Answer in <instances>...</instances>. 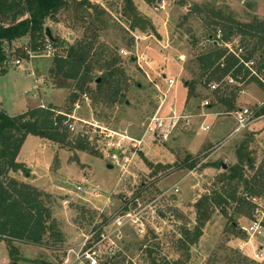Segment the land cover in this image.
I'll list each match as a JSON object with an SVG mask.
<instances>
[{
    "label": "rangeland",
    "instance_id": "obj_1",
    "mask_svg": "<svg viewBox=\"0 0 264 264\" xmlns=\"http://www.w3.org/2000/svg\"><path fill=\"white\" fill-rule=\"evenodd\" d=\"M90 1L106 7L111 21L128 26L121 14L123 0ZM132 1L140 13L150 18L156 33L134 29L130 31L133 44L128 46L115 30L100 32L101 40L119 46L118 54L128 75L126 103L107 107L93 102V94H85L74 105L72 114L141 137L144 123L163 99L162 92L168 91L162 78L165 76L175 83L167 92L164 111L173 106L179 114L188 115V120L181 121L165 140L146 135L126 171L88 142V148L81 150L28 135L17 157L28 171H11L9 175L46 194L51 216L64 240L57 244L50 241V246L18 243L17 261L12 260L5 242L0 240V264H64L65 257L69 258L68 264H81L76 256L85 237L105 219L99 233L105 238L96 244L101 264H149L151 256L171 263L178 261L174 264H233L223 258L216 260L230 251L255 260L254 250L264 247V194L256 196L250 215L237 213L234 203L225 210L210 206L200 238L195 243H185L188 250L178 243L179 228L195 224V202L211 192L225 167L237 162V149L244 140H248L245 151L250 152L255 165L264 164V114L254 116L244 130L227 137L236 124L235 111L248 108L253 114L256 105L264 100V89L255 82L239 83L236 109L225 110L219 105L202 104L205 99L213 101L208 84L195 82L192 87L187 83L192 78L187 67L195 53L210 43L205 26L191 8L194 3L211 1L218 7L227 6L239 20L248 21L253 16L264 18V0H165V7L159 10L154 9L158 0L150 4ZM45 26L53 37L51 54L26 47L27 38L7 48L8 71L0 74V107L10 115L39 104L63 110L66 107L69 88L62 85L60 78L50 75L49 69L53 57L64 55L71 42L82 35L83 26L75 25L72 12L64 10L54 19L47 18ZM192 33L196 34L195 45ZM236 44L237 40L228 46L234 48ZM17 50H25L27 55ZM16 58L21 59L20 65L15 64ZM203 125H209V129L203 130ZM70 137L74 139L75 135ZM191 160L196 162L193 166L189 165ZM246 168V174L253 172ZM85 180V190H77L76 186L85 184ZM93 184H99L97 192L91 189ZM117 210H132L138 221H128L117 229L112 221ZM255 219L263 225L261 233L243 230ZM232 220L246 237L241 231H232Z\"/></svg>",
    "mask_w": 264,
    "mask_h": 264
},
{
    "label": "trees",
    "instance_id": "obj_2",
    "mask_svg": "<svg viewBox=\"0 0 264 264\" xmlns=\"http://www.w3.org/2000/svg\"><path fill=\"white\" fill-rule=\"evenodd\" d=\"M70 1L0 0V74L8 71L7 48L14 41L27 38L26 47L31 50L44 44L48 39L45 26L47 18L54 19L64 10L72 12L75 25L83 26L82 35L71 42L64 55L53 57L49 69L50 75L60 78L62 85L69 88L64 110L52 105H35L10 115L0 107V240L5 242L13 261L19 259L18 243L50 246V241L51 244H57L64 240L62 231L51 216V209L44 198L46 194L32 184L9 175L11 171H28L26 165L17 160L24 140L28 135H36L61 145L87 149V141L77 136L74 139L70 137L71 133L62 124L64 116L56 114V111L71 113L84 94H93V102L107 107L118 102L126 103L128 75L118 54L119 46L116 42L110 45L101 40L100 32L111 28L116 31L115 34L118 32L120 40L128 46L133 44L134 37L130 31L134 29L156 33L150 18L140 13L132 0H123L121 14L125 17L127 27L111 21L108 9L100 3L90 0ZM144 1L150 4L154 0ZM21 6L24 8L18 10ZM191 10L205 26L210 43L195 53L187 67L192 74L187 83L192 87L195 82L216 83V87L211 90L213 101L209 106L215 104L225 110L236 109L239 83L255 82L264 89V18L253 16L248 21H241L227 6L218 7L211 1L194 3ZM235 40L236 46L230 48L228 44ZM191 42L193 45L197 42L196 34H191ZM17 53L27 55L25 50H17ZM250 61L252 64L247 65ZM253 114H264V100L256 105ZM247 142V139L244 140L238 147L237 162L225 167L217 175L211 192L195 202V224L191 228L186 225L179 228L178 243L185 250L189 248L185 243H195L202 235L210 206L225 210L227 205L234 203L237 213L250 215L256 206L251 198L264 194V164L255 165L250 152L245 151ZM188 159L189 156L186 162ZM195 163L191 160L189 165ZM147 164L152 167L151 162L147 161ZM246 167L253 172L246 174ZM106 222L107 219L97 224L96 237H99ZM230 227L232 231H241L242 237H246L233 220ZM221 258L233 264H260L236 251L227 252L216 261ZM174 263L151 256L149 264Z\"/></svg>",
    "mask_w": 264,
    "mask_h": 264
},
{
    "label": "built area",
    "instance_id": "obj_3",
    "mask_svg": "<svg viewBox=\"0 0 264 264\" xmlns=\"http://www.w3.org/2000/svg\"><path fill=\"white\" fill-rule=\"evenodd\" d=\"M164 7L165 0H158L154 6V9L159 10L163 9ZM41 49L48 55L52 53L53 46L49 39H47L42 46L38 47V50ZM15 64L20 65L21 59L16 58ZM246 64H252V61ZM162 78L165 80V84L169 91L175 83L174 79L170 77L167 78L165 76H162ZM229 81L232 82V79H229ZM208 85L211 87V89H214L217 84L210 82ZM167 92H162L163 99L144 123V134L141 137L132 136L128 134L127 131H118L114 128H110L95 119L89 120L82 117H77L73 115L72 112L65 113L57 110L56 114H62L64 116L62 124L67 128L69 133L84 139L95 148L101 150L105 157L109 158L123 171H126L132 156L141 150L146 135L152 136L153 139L160 138L165 140L175 130L181 121L186 122L188 120V115L179 114L173 106H169L167 112L164 111L163 103L166 101ZM202 104L207 107L209 106L210 102L208 99H205ZM39 105L41 107H45L44 104ZM234 119L236 124L227 137H232L244 130L253 121L254 115L248 108H241L235 111ZM202 129L208 130L209 125H203ZM87 183L88 181L85 180V184L77 185V190L84 191ZM99 188V184H93L91 186V189L96 192L99 190ZM175 190L177 191L178 188H175ZM251 200L256 204V196L252 197ZM112 221L114 226L117 229H120L128 221L137 222L138 217L132 210H121V212L117 210ZM138 224L141 225L140 223ZM97 230L98 229H92L83 241L80 254H77L76 256V260H78L81 264H101L98 259L99 256L96 251V244L103 240L105 236L101 234L99 237H96ZM243 230L252 233H261L263 230V225L261 221L255 219L251 222L249 227H244ZM253 259L257 261H264V247H258L254 250ZM63 263L68 264L69 258L65 257Z\"/></svg>",
    "mask_w": 264,
    "mask_h": 264
},
{
    "label": "water",
    "instance_id": "obj_4",
    "mask_svg": "<svg viewBox=\"0 0 264 264\" xmlns=\"http://www.w3.org/2000/svg\"><path fill=\"white\" fill-rule=\"evenodd\" d=\"M24 8V6H21L18 10H22ZM46 35L48 36V38L52 39V35L50 33V30L47 28L46 29ZM107 167H112V164H107Z\"/></svg>",
    "mask_w": 264,
    "mask_h": 264
},
{
    "label": "crops",
    "instance_id": "obj_5",
    "mask_svg": "<svg viewBox=\"0 0 264 264\" xmlns=\"http://www.w3.org/2000/svg\"><path fill=\"white\" fill-rule=\"evenodd\" d=\"M146 13V12H145Z\"/></svg>",
    "mask_w": 264,
    "mask_h": 264
}]
</instances>
